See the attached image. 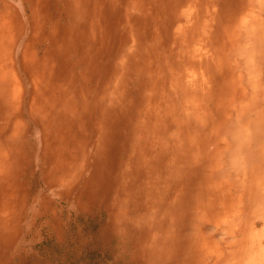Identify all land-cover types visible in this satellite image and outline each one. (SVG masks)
<instances>
[{"label": "rangeland", "instance_id": "obj_1", "mask_svg": "<svg viewBox=\"0 0 264 264\" xmlns=\"http://www.w3.org/2000/svg\"><path fill=\"white\" fill-rule=\"evenodd\" d=\"M115 1L0 0V264H264V0Z\"/></svg>", "mask_w": 264, "mask_h": 264}, {"label": "bare ground", "instance_id": "obj_2", "mask_svg": "<svg viewBox=\"0 0 264 264\" xmlns=\"http://www.w3.org/2000/svg\"><path fill=\"white\" fill-rule=\"evenodd\" d=\"M39 1H41V0H39ZM45 2H46V5H45V7H43V9L45 10L44 11V13H43V16H42V18L45 20L46 19V16H47V14H46V12L47 11H49L50 10V7L53 5V0H44ZM80 1V0H79ZM110 2H111V5H114V3L116 2L115 0H110ZM108 3V2H107ZM55 9V8H54ZM161 9V8H160ZM58 10V9H57ZM57 10H56V12H57ZM163 11V10H162ZM50 12V11H49ZM48 13V12H47ZM157 13V12H156ZM86 24H89V22L87 23L86 22ZM74 46L77 48V46L78 45H76V44H74ZM83 52H85V50L83 51ZM94 56V55H93ZM88 57L89 58H91L90 57V55L87 53L86 55H85V58H86V60H88ZM92 60H93V58H91ZM89 61V60H88ZM106 97V96H105ZM223 119V118H222ZM206 121V120H205ZM208 122H210V121H208ZM224 125V124H223ZM218 129V128H217ZM187 134H189V133H187ZM188 136V135H187ZM186 136V137H187ZM203 137V136H202ZM200 139V138H199ZM204 139V138H203ZM195 145V144H194ZM176 152V151H175ZM185 162V161H184ZM180 172V171H179ZM200 192V191H199ZM200 194H201V192H200ZM201 197V196H200ZM203 197V196H202ZM201 197V198H202ZM188 205V206H187ZM184 208H185V210H187V211H189V212H191V205H189V202L188 203H185L184 204ZM197 208V207H196ZM203 210V209H202ZM209 210V209H208ZM205 211V210H204ZM182 212V211H181ZM195 211L193 210V212H192V214L194 213ZM207 212V211H206ZM205 212V213H206ZM192 214H189L188 213V216H182V217H184V219H183V221L181 222L180 221V223H181V225H184V226H186L187 228H190V231L189 232H187V236L185 237V239L183 240V241H185L184 242V246H186L185 247V250H184V252L186 251H188L189 249H191L192 251H194V247L191 245L192 243L189 241L190 240V238H194L195 239V237H194V235L192 234V233H194L195 234V230H192L191 228L192 227H195L194 225L193 226H191V223H192V221H195L196 222V220H197V218H195L194 216H192ZM208 216H210V215H208ZM205 220H206V218H205ZM207 221V220H206ZM205 222V221H204ZM202 224V223H201ZM190 225V226H189ZM198 227V225L195 227V228H197ZM182 232V231H181ZM178 234V233H177ZM176 234V235H177ZM180 234V233H179ZM199 237V236H198ZM177 240H179V239H177ZM178 242V241H177ZM180 255H176V257L177 258H174V256L173 255H171V257H172V259H178V258H180L179 257ZM181 259H183L184 260V263L186 264V260H187V258H185V257H181ZM186 259V260H185Z\"/></svg>", "mask_w": 264, "mask_h": 264}]
</instances>
